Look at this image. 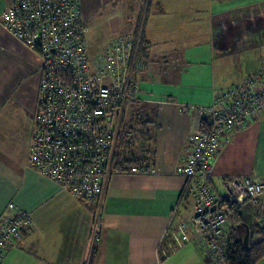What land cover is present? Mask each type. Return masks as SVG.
Masks as SVG:
<instances>
[{"label":"crops","instance_id":"0c3cea01","mask_svg":"<svg viewBox=\"0 0 264 264\" xmlns=\"http://www.w3.org/2000/svg\"><path fill=\"white\" fill-rule=\"evenodd\" d=\"M11 1L2 0L0 11ZM113 1L81 0L86 22L96 5ZM123 2L135 5L136 19L144 13L146 0ZM143 37L136 101L155 116V171L110 178L92 240L93 210L27 165L38 60L0 25V224L15 210L31 220L30 231L7 248L0 264H87L90 256L89 264H212L192 227H180L192 213V199L180 197L184 179L175 171L186 158L194 119L179 108L211 103L216 92L264 65V0H149ZM223 137L209 178L213 191L224 192L223 176L264 177V111ZM240 210L235 234L243 237L246 227L252 234L261 221L247 201ZM255 264H264V256Z\"/></svg>","mask_w":264,"mask_h":264},{"label":"built area","instance_id":"2783aa9c","mask_svg":"<svg viewBox=\"0 0 264 264\" xmlns=\"http://www.w3.org/2000/svg\"><path fill=\"white\" fill-rule=\"evenodd\" d=\"M0 18L2 29L39 60L37 110L27 165L93 210L94 240L110 178L155 171L145 165L115 163L125 105L138 99V83L132 75L137 38L119 37L90 58L81 0H14ZM179 110L194 119L186 138V158L175 171L184 179L180 197L192 199V213L180 227H192L212 264H228L224 232L230 206L247 201L264 223V177L223 176V193L211 189L209 178L226 139L223 134L246 127L264 111V65L216 92L211 103L184 104ZM7 206L15 208L13 203ZM30 228V215L21 210L0 225V261Z\"/></svg>","mask_w":264,"mask_h":264},{"label":"trees","instance_id":"16d2710c","mask_svg":"<svg viewBox=\"0 0 264 264\" xmlns=\"http://www.w3.org/2000/svg\"><path fill=\"white\" fill-rule=\"evenodd\" d=\"M13 1L14 0H12L7 5L11 4ZM148 1L149 0H146V5L143 13L145 15L147 14ZM6 6L4 7V9L6 8ZM143 19H144V15L143 18H141V25L139 27H138L139 17L135 21L136 25L133 34H128L126 36H123L125 38H130V37L133 39L137 38V48H136L137 56L138 55L141 56L142 54L144 55L145 53L144 46L146 42L143 37V26H142ZM34 54L37 56L36 53ZM134 73H135V68L132 73L133 77H134ZM132 102H137V101H132ZM143 109H144L143 106L133 104L129 107V109H127L126 112L125 110L123 111L122 121L116 143L117 151H116L115 163L117 166L145 165L147 167L153 168L151 164L152 155H153L152 129L156 127L155 116L152 115V112L150 113L148 110H143ZM260 223L259 222L254 223L251 231L252 234H250L249 231L248 242L247 244H244L243 237L242 236L238 237L235 234V230H237L239 227L242 226V213L240 210V206H236V205L230 206L227 215L228 228H226L224 232L225 236L227 235L226 260L228 264H255L264 256V229L260 225ZM25 233H23V235ZM255 235L257 236L256 240L253 239ZM90 261H91V256L88 259L87 264H89Z\"/></svg>","mask_w":264,"mask_h":264},{"label":"rangeland","instance_id":"374dc122","mask_svg":"<svg viewBox=\"0 0 264 264\" xmlns=\"http://www.w3.org/2000/svg\"><path fill=\"white\" fill-rule=\"evenodd\" d=\"M1 2L2 0H0V5H1ZM123 3H124L123 0H117L116 3L113 1L110 3L104 2V3H100L99 5H96L95 9L93 11H89V13L87 14V22H86L84 10H83L84 23L86 22V25L89 28V30L87 31L85 35V39H86V45H87V54L90 58L99 50H104L105 48L112 46L113 42L117 39L118 36L126 35L130 30H132L135 27L134 22L137 20L135 18V5H124L123 6ZM3 9L0 11V14L3 11ZM142 13L139 16L138 27L141 25V18H143V15H144L143 25H142L144 28V23H145L147 14L145 15ZM183 27H185V25ZM199 27H201V25H199ZM233 27L235 28V26H232L229 28H233ZM36 57L38 60V56ZM140 59H141L140 56H138L136 59L135 71L137 72L140 68L137 66V62ZM38 63H39V60H38ZM134 76H136V72ZM133 104L141 105L139 101L132 102V103L129 102L125 105V109H124L125 112ZM34 119L35 118L31 116L32 122H34ZM29 143H30V140H29Z\"/></svg>","mask_w":264,"mask_h":264},{"label":"water","instance_id":"95a60500","mask_svg":"<svg viewBox=\"0 0 264 264\" xmlns=\"http://www.w3.org/2000/svg\"><path fill=\"white\" fill-rule=\"evenodd\" d=\"M248 236H249V230L246 227L245 234L243 236V242H244V244H247V242H248Z\"/></svg>","mask_w":264,"mask_h":264}]
</instances>
